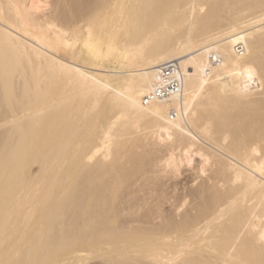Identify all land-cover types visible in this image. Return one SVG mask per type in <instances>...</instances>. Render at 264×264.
Returning a JSON list of instances; mask_svg holds the SVG:
<instances>
[{
  "label": "bare ground",
  "instance_id": "bare-ground-1",
  "mask_svg": "<svg viewBox=\"0 0 264 264\" xmlns=\"http://www.w3.org/2000/svg\"><path fill=\"white\" fill-rule=\"evenodd\" d=\"M92 260L264 264V0H0V264Z\"/></svg>",
  "mask_w": 264,
  "mask_h": 264
},
{
  "label": "built area",
  "instance_id": "built-area-1",
  "mask_svg": "<svg viewBox=\"0 0 264 264\" xmlns=\"http://www.w3.org/2000/svg\"><path fill=\"white\" fill-rule=\"evenodd\" d=\"M237 51L243 52V46L237 45ZM216 61V58L213 57ZM182 74L180 66L177 63H169L163 66L157 75L154 89L144 98V103L149 104L158 100L169 99L182 93Z\"/></svg>",
  "mask_w": 264,
  "mask_h": 264
},
{
  "label": "rangeland",
  "instance_id": "rangeland-1",
  "mask_svg": "<svg viewBox=\"0 0 264 264\" xmlns=\"http://www.w3.org/2000/svg\"><path fill=\"white\" fill-rule=\"evenodd\" d=\"M185 174H186V176H185ZM184 174V176H182L179 180H178V182H180L181 184H185V183H187L188 184V182H190V181H192L193 180V175H191L190 174V172L189 173H185ZM188 179V180H187ZM191 185V183L189 184V186ZM99 261L98 260H92V261H90V262H88V264H97Z\"/></svg>",
  "mask_w": 264,
  "mask_h": 264
}]
</instances>
